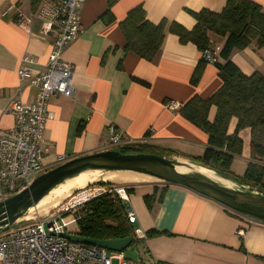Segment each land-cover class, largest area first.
I'll use <instances>...</instances> for the list:
<instances>
[{
	"label": "crops",
	"instance_id": "1",
	"mask_svg": "<svg viewBox=\"0 0 264 264\" xmlns=\"http://www.w3.org/2000/svg\"><path fill=\"white\" fill-rule=\"evenodd\" d=\"M32 1L0 0V128L13 124L7 111L10 101L30 102L35 94L16 70L42 71L47 62L52 35L41 36L40 22L35 18L29 31L17 24V9L24 14L33 11ZM107 1L82 3L81 30L64 50L63 58L72 65L74 95L56 94L49 99L48 110L53 116L43 131L48 144L43 171L70 158L105 150L109 124L121 129L135 144L156 145L187 155H201L206 147L207 135L177 111L167 109L165 101L182 104L195 94L209 96L221 84L217 67L206 63L198 83L192 85L190 77L201 57L193 43H181L175 34L167 32L158 53L148 61L124 50L118 24L141 3L149 22L157 24L165 19L191 29L195 19L190 12L220 11L226 0H116L110 7ZM252 1L264 11V0ZM107 8L110 17L106 21L101 15ZM223 41L215 42L221 45ZM230 60L247 76L254 72L264 75V48L255 41L233 52ZM215 111L211 106L209 121ZM235 124L233 117L228 134ZM238 135L242 151L234 156L230 168L232 171L240 158L243 174L250 162V129L243 128ZM260 163L264 165V161ZM124 187L132 188L127 193V205L137 217L134 227L142 252L137 256L155 264H264V222L235 214L180 185L141 179ZM151 194L153 206L148 210L144 197ZM148 230L165 233L145 238Z\"/></svg>",
	"mask_w": 264,
	"mask_h": 264
},
{
	"label": "trees",
	"instance_id": "2",
	"mask_svg": "<svg viewBox=\"0 0 264 264\" xmlns=\"http://www.w3.org/2000/svg\"><path fill=\"white\" fill-rule=\"evenodd\" d=\"M115 1L108 0V7ZM35 7L36 1L33 0L32 10ZM109 13L107 8L101 17L107 21ZM190 14L195 19L191 29L165 19L153 24L145 19V11L140 3L131 8L118 25L125 40L124 50L148 61L158 53L167 32L175 34L181 43H193L201 53L215 44L217 39L224 40L218 54L219 61L215 64L220 86L207 97L193 95L176 110L207 135L204 152L201 155H187L145 143L119 146V150L150 152L166 157L182 156L240 184L264 192V165L260 163L264 161V75L254 72L247 76L230 60L233 52L245 48L252 41L264 48V11L252 0H226L220 11L201 9ZM205 64L200 57L190 77L192 85L198 83ZM211 106H215L216 111L213 120L209 121ZM233 117L236 118L234 131L228 134V124ZM243 128L250 129V162L243 174L235 175L230 167L234 156L240 155L242 151V140L238 133ZM89 186L108 188L114 184L98 181ZM125 190L130 193L132 188L126 187ZM153 199L154 194L144 197L148 210L153 206ZM74 214L76 229L73 233L81 237L97 240L131 237L132 242L140 240L134 225L127 221L125 203L114 192L90 196ZM164 233L148 230L144 237ZM156 264L167 263L158 261Z\"/></svg>",
	"mask_w": 264,
	"mask_h": 264
},
{
	"label": "built area",
	"instance_id": "3",
	"mask_svg": "<svg viewBox=\"0 0 264 264\" xmlns=\"http://www.w3.org/2000/svg\"><path fill=\"white\" fill-rule=\"evenodd\" d=\"M35 1L33 11L24 14L17 9V24L29 31L31 20L35 18L40 22V35L51 34L52 41L44 70H16L18 77L27 79V86L35 89V94L30 102L14 99L7 106L13 124L0 128V200L27 188L34 177L43 171V154L48 150L43 131L46 121L53 116L48 110L49 99L56 94L66 97L74 95L72 65L63 58V53L81 30L80 9L85 0ZM220 50L221 45L215 43L204 50L201 57L206 63L215 65L219 61ZM180 105L177 101H165V107L171 111H176ZM107 131L106 149L135 143L113 124L107 126ZM104 192L116 193L125 203L127 221L134 225L137 217L127 205L129 198L125 187H98L91 196ZM64 200L43 217L31 214L27 225L1 232L0 264H155L142 256L126 257L123 251L88 245L59 235L67 231L69 223L75 222L76 207L86 199H79L73 204L64 203ZM67 213L72 216L65 221L62 217ZM48 223L50 225L45 228Z\"/></svg>",
	"mask_w": 264,
	"mask_h": 264
},
{
	"label": "water",
	"instance_id": "4",
	"mask_svg": "<svg viewBox=\"0 0 264 264\" xmlns=\"http://www.w3.org/2000/svg\"><path fill=\"white\" fill-rule=\"evenodd\" d=\"M200 169L212 172L213 176ZM93 171L100 174L97 179L87 182L83 187H72L69 196L95 182L106 181L102 179L103 174L132 173L147 176L157 182L183 186L234 213L264 222V192L256 188L240 184L182 156L166 157L150 152H123L111 148L63 161L36 175L27 188L0 200V233L27 222L30 215L38 210L37 204L51 190L83 172ZM49 225L46 224L45 228ZM59 235L113 251H123L132 242L131 237L97 240L65 230Z\"/></svg>",
	"mask_w": 264,
	"mask_h": 264
},
{
	"label": "rangeland",
	"instance_id": "5",
	"mask_svg": "<svg viewBox=\"0 0 264 264\" xmlns=\"http://www.w3.org/2000/svg\"><path fill=\"white\" fill-rule=\"evenodd\" d=\"M113 149L117 150L119 149V146H116V147H113ZM172 157H175V156H172ZM239 157V156H237ZM179 158V157H177ZM242 160H240V158H238L234 164H233V170L232 172L235 174V175H241V171L243 170L244 168V164L243 162H241ZM123 174H128V173H123ZM101 180V179H100ZM148 180H152V179H149ZM98 181V180H97ZM107 181V180H106ZM155 181V180H153ZM111 183L114 184V186H126V185H129L131 182H127V181H120V180H111L109 181ZM264 183V179L262 181ZM86 183H81L80 184V181H72V180H67L65 181L64 183L60 184L59 186H57L56 188H54V190L52 192H50L47 197L45 198L44 200V203L43 205L45 204H49L50 202L52 201H55V200H58L56 203H54L53 205L49 206V207H43L41 209H38V211H36V214L40 217H43L44 215L48 214L51 212V208L55 205H57L58 203H60L64 198L68 197L69 196V193L66 194L65 191L66 189L68 188V186L70 188L72 187H83ZM95 189H98L97 186H89V187H86V188H83L81 190H78L74 193H72L68 198H66L63 202L64 203H70V204H73L75 203L77 200L79 199H87L89 198L92 193L94 192ZM62 205V204H61ZM80 205H78L79 207ZM76 207V209L78 208ZM44 209V210H43ZM39 213V214H38ZM71 214L70 213H67V214H64L63 215V219L65 221L69 220L71 218ZM24 225H27L26 222H23L22 224L20 225H16L15 227H13L11 230H14V229H17L19 228L20 226H24ZM76 229V224L74 222H71L67 225V231L73 233L74 230ZM3 233V232H2ZM139 245H140V240H135L133 242H131V244L129 246H127L124 250H123V253L125 254L126 257H130V258H134L136 257L137 255H140L142 254V252L140 251V248H139Z\"/></svg>",
	"mask_w": 264,
	"mask_h": 264
},
{
	"label": "bare ground",
	"instance_id": "6",
	"mask_svg": "<svg viewBox=\"0 0 264 264\" xmlns=\"http://www.w3.org/2000/svg\"><path fill=\"white\" fill-rule=\"evenodd\" d=\"M200 170L203 171V172H205V173H211L212 174V172L206 171L204 169H200ZM99 175L100 174L98 172H96V171H93V172H83L80 175H78L77 177H75L73 179H70V180H72V181H75V180L76 181H80V184L81 183H84V182L87 183L89 181H94L95 179H97V177ZM212 176H213V174H212ZM102 179L107 180V181L120 180V181H130L131 182V181H137V180L148 179V178H147V176H142V175L132 174V173H128V174H117V173L110 172V173L103 174L102 175ZM70 189L71 188L68 186V188L66 189L65 193L68 194L67 192H69ZM53 190H51L50 192H52ZM46 197L47 196H45L43 199H41V201L37 204L36 207H39L38 209H41L43 207H46L47 208V207L53 205L54 203H56L57 201H59V199H58V200H55V201L50 202L49 204L43 205L44 200H45Z\"/></svg>",
	"mask_w": 264,
	"mask_h": 264
}]
</instances>
